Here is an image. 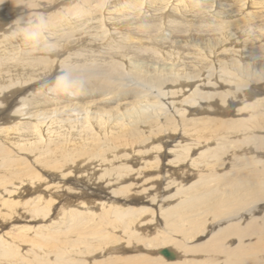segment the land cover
<instances>
[{"label":"bare ground","instance_id":"obj_1","mask_svg":"<svg viewBox=\"0 0 264 264\" xmlns=\"http://www.w3.org/2000/svg\"><path fill=\"white\" fill-rule=\"evenodd\" d=\"M62 1H64L65 4H61L60 2ZM78 1L79 2L73 5L74 8L72 7V13L69 14L68 12H70V10L67 9L69 8L71 9V6H68L71 0H0V3L1 2L5 3L6 13L11 11V13L16 12L15 14L22 11L21 9L27 12L26 11L27 9L30 10L32 9V7H36V6H39V9L42 12H46L48 10L47 8L50 5H54L55 3L57 4L60 3L57 9L55 7L54 9H51V12H47V14L43 16H41L39 13H36L35 14L36 25L30 24L26 28H22L20 23L21 21L9 20L8 23L13 24L12 26H10L12 27L13 30L9 35L6 36H5V34L7 33L6 27L2 26V24L4 23L2 21L6 20V18L9 19V17L7 14L0 11V17H1L0 29H3V31L0 30L1 34H3V36L0 37V117L5 115L6 113L8 114L10 110L9 111L7 110L10 109L11 106H14L16 104V98L19 96L20 93L26 91L27 94L28 93L31 94L33 89L40 87L39 85L33 87L32 84L35 83L36 85L41 82V81L40 82L36 81V79L34 80V77L37 78L39 76H43L47 74L49 69L47 70V67L45 68L42 64V61H44L47 58L46 57L47 55L46 56L43 55L42 57L38 56L36 58V54L39 55L42 52H47V51L49 53V51L59 48L60 42L62 40H68L67 41L68 43L71 41V44L72 43L74 44V42L77 43L76 42L77 40L80 41L78 50L75 49L76 51L72 52L71 54H68L69 59L66 60L65 63L63 64L67 66L71 64V65H75V67L76 66L79 67L80 65L82 67L83 64L87 63L86 67L84 68H86V70L88 69L87 71L89 72L87 74L88 77L86 78L87 79L86 83L84 82L80 83L79 82L80 80L76 82V80L71 75L66 74V76L68 77L67 88L57 87V84L56 86H54V84L52 83L54 86L53 88H50L51 87L50 86L47 88V90L43 92H38L37 97L35 99H30L29 101H27L25 95L24 98L21 99V103L23 105H25L26 103L27 105L25 106L24 110L19 111L18 113V117H20L19 121H15V123L11 126L10 132H8L9 129L5 130L6 128L0 127V138L11 139L13 140L14 143H17L18 141H20L21 139L23 140L26 137L27 139L31 138L32 140H39L44 135L43 134L44 127L41 125L46 123L45 135L49 136L50 132H53L55 134V132H58L59 129V132H63L64 135L69 139L71 135L74 134L75 131L80 129H84V132L91 134L90 130H91V125H93L92 123L97 122L99 128L103 127L102 125L105 126L108 123L110 116L112 115H114L115 118L119 120V123L117 120H115L116 122H114L115 123L114 125L108 124L109 126L107 128H110L109 130L110 132L118 131L117 133H114V135H112V138L110 139H112V141L114 142L115 141L123 142V140L125 141V139L128 140L131 137L134 138L132 136V132H134L133 129L132 130H128L127 128L125 129L123 127L124 124H121L120 120L121 119L125 120L123 117L132 118L135 121H138L139 123L143 122V124L146 123V125H149L146 120L147 118L144 116L146 119L145 118L142 119L140 113H142L141 109L144 101L147 100L148 102L150 101L149 99L153 100L151 97L156 99L154 95L148 96L147 94H144L145 92L143 94H141V92L140 93L137 92V94H135L134 99H129V97H134V95L130 93L125 98L121 99V101H119L121 97V94H119L120 96L115 98L117 102L116 109L114 108L116 110L115 111L116 113L112 111L113 106L111 107V110H109L107 109L108 108L107 106L109 105L106 106L104 104L103 106L102 105L100 106V104L99 106L96 105L97 101L101 102V100L98 99L101 96L103 97L101 98L104 99L107 94L109 95L110 93L118 92V90L116 91L115 88L113 87V83L115 82L113 79H117L120 76V74L123 73L122 71H120L122 70L121 69L122 66L120 62L124 59L125 60L138 59V60H142L144 63L149 62L148 64H146L145 69L142 68L145 72L142 73L139 71V74L137 76L142 81L149 82L150 84L158 88H162L163 93H161L159 97L168 96V98L172 99L171 101L172 103L177 102L179 105L187 104V106L185 107L186 109L187 107H190L195 103H197L198 100L204 99L206 101L205 106L202 105L203 107L201 106V108L198 110L203 111L205 108L209 110L208 105L212 103L210 100L217 98V100L221 102L226 97H229L228 92L221 93L218 90H214V88H216L215 86L217 82L216 83L212 82L211 87H213V91H210L208 89L203 90V88H201L198 85L195 88H193V91L191 93L185 95L186 91L189 90L190 87L189 84H194V82L197 81L195 79L198 78V74H192L188 70L202 66V64L207 65L206 63L203 62L206 59H211L212 56H216V60H217L216 62H213L212 60L211 62L212 69L214 68V63H217L219 69L223 72L220 76L224 77L225 75H228V73L231 72L230 70H232L233 67H235L236 62L240 61L239 60L240 58H243L246 61V65L250 64L252 65V68L256 69V70H252L254 72V76L255 73L259 76V78H255L256 82L258 81L260 82L264 77V0H78ZM93 2H95V4H92ZM256 16L259 17L256 19ZM253 17L255 18L256 21L253 19ZM109 25L113 28L112 30H115L117 32L112 31L109 32L110 34L107 33V35H105L106 32L103 31H107L105 26L107 27ZM102 28L103 30H101ZM148 29H151L152 33L155 31L162 33L166 32V34L168 35L167 36L160 35L158 38H155L153 40L149 39V41H144V40L136 41L135 38H137L141 32H147ZM79 30L83 34H89L91 32V34L92 33L94 34L93 36L96 35L95 34L96 32H102L103 34H100L101 36L99 37L101 39H105V43H103L102 45L103 47L101 46L103 49L105 48L104 51L103 52L98 51L99 48L92 49V51L89 50L88 54L86 55L84 47H82V45L87 43L89 46L88 48H90L92 47V45L93 46L94 44L96 45L97 44L96 42L101 39L96 40L95 38H92V36L89 37V35H85L84 38L83 36L74 37L76 35V32H78ZM201 41H205L203 45H201ZM167 42H173V43L167 45L168 44ZM7 44H10V46ZM66 46L67 45H65V47ZM199 46L200 47L206 46V50L208 54L206 55L205 52L201 50ZM235 47L236 50H234ZM17 48H19V50L17 52H14L13 49H17ZM201 48L204 49V47ZM214 51L216 52L214 53ZM197 52L202 53V55H198ZM152 64H154V66H152ZM163 64H170L171 66L170 67L168 66V68H165L164 66H162L161 68L158 67V65H163ZM55 68L56 65L55 67H52L51 70H49L50 75L44 78V79L48 78V80L46 79L48 82L51 81V79L52 80L54 79V75L56 74V69H57ZM61 68L63 67H60V69ZM246 71L247 70L243 72L246 73ZM100 72L102 75L98 77L97 74ZM136 73H138V71H136ZM164 73L169 75H174L178 80H180L181 82H179L180 83L179 85L181 88L179 90L167 89L168 92H166V89H163L165 88V81H166V77L163 75ZM58 78H59L58 76L55 77L53 81L58 80ZM248 86H250V84ZM30 87H31V89H29L30 91L27 90V88ZM184 87H186L187 89H184ZM175 88H179V87H175ZM77 89L82 93L85 92L86 95L91 99L87 101L84 100L82 101V99L79 100L78 97L79 92L76 91ZM249 89L250 87L248 88V90ZM48 90L49 92H47ZM248 90L246 91L247 93ZM250 90L249 92H251ZM69 92L71 93L70 97L67 94H65ZM246 92L243 93L242 99L241 98L238 99V95L235 93V95H233L235 99L230 100L231 101L230 104L234 102L238 104L239 102L242 101V103L241 104L239 103V106L236 109H234L235 110L234 113L231 110L224 111L225 104L228 101L221 102L220 107L224 109L220 110V114H225L226 116L223 117H227V121H225L224 122L225 124L222 126L221 125L217 126L215 123H212L210 119H205L204 116L199 118L198 120H194L192 125L182 124L180 127L179 126H171L170 128L168 127L170 129V133L172 130L175 131L176 128L178 130V127L181 130L179 131L180 133H178V135H171V139H172L171 141L173 142L176 141V142L173 145V147L169 148L168 152H170L169 153L170 159L168 160V163L166 164H164L163 162L161 163V167L163 166V168H165L164 169L165 174L163 175L164 179L167 178L166 176L168 172L171 175L174 174L172 176L176 177L175 179L171 178L170 180H167L166 186L168 187L173 184H175V187L178 186L177 189L175 188L179 196L178 202L177 203L174 202L175 204L173 206H169L168 208L165 209L159 208L160 211L159 216L163 218L164 223L172 231L179 232L180 234L182 233L181 235L185 234V232L179 228L178 223L180 221L187 222V219L185 218V214H184L186 211H192L193 213L192 216L198 214H203L207 216L210 214L209 216H212V221L216 218L219 221L221 220L220 223L222 222L227 223L225 224L224 227H221V229L217 232V234H215L213 237L211 235L208 241H205L203 244H201V247H198V250H200L201 255H203L204 253H210V254L213 253L217 256L216 258L221 259V262L218 264H264V212H263L264 187H262L261 184L254 179V184H253L254 187L251 192L252 193L251 203L254 204L253 205L254 208L252 210L256 214L255 213H254L255 215L251 214L250 217L247 216L249 218L248 220H245L246 217H244L241 214L242 211H244L243 209L246 205V202L244 201V199L238 197L236 193L238 189L244 188L247 185L246 183H244V181H242V179L245 176H247V172L242 170V168H245L247 171L255 175L264 177V160L263 159H261L262 161L253 160L254 156L259 158L256 152H262L260 156H264V145L261 143L258 144L257 147H255L251 143L250 144L245 143V141L247 142L251 141L248 139L249 137L255 138L253 135L254 133L264 131V105H262L260 101V99L264 100V97L254 98L252 102H248V101L245 102L244 98L246 97H244V95L247 94ZM63 93L64 95H62ZM173 94L174 95L176 94V96H174ZM75 98L76 99L78 98V100L81 102L78 103V101L77 102L73 101L75 100ZM61 101L65 103L68 102V104L63 103V106H60L61 105L60 104L59 107H57L58 104L61 103ZM106 101L115 102L114 99L112 100V97L111 99H108ZM154 101L158 103V99ZM154 101L153 104L155 103ZM76 104H82V105L88 104L86 106L87 108H84V110L86 109L85 112L86 115L85 116L82 115L83 117H86L87 113L90 111L87 118H84L82 121L79 122L74 121L75 119L69 120L70 117L58 118V116H62L64 115V113L66 114V111H68L72 105H76ZM89 104L96 105V107L90 106ZM178 104H174V105H178ZM215 104H213L212 108L211 107L210 108L212 109V113L217 114L219 109L218 107L216 108ZM34 108L37 109L31 110ZM73 109L74 108H72V111ZM179 110L180 108H178L177 112ZM60 111L61 113H59ZM152 113L154 114V112ZM55 114L57 117L54 116ZM68 114L69 113H67L66 115L68 116ZM229 114H231V117L228 116ZM25 115H27L29 118L32 117L33 115H37V117L42 115L41 119L43 120L41 121V119L38 118L39 120L35 122H32V120L23 121L22 119L25 118L24 117ZM220 117H218V119ZM150 118L151 117H149V119ZM34 119L36 118L34 117ZM175 120H180V119H175ZM120 126H122V129H119ZM152 127L150 128V130L152 129ZM158 130L159 129L157 128V131ZM198 130H204V131L206 130V132H204V134H201L197 132ZM211 130H212L211 133L207 135L205 134L207 132H210ZM220 132L227 134L225 136H222L223 138L229 137L230 139L229 147H228L229 149L227 150L228 152L230 151V153L228 154L229 161L225 159L224 163L221 164L223 165L224 168H227V171L220 172L211 169L214 170L211 171L212 178H209L208 176L203 174V178L208 177L207 178L208 180H206L208 185L202 184L200 186H197L198 180L195 179L188 186H186V188L184 187L180 188V185L182 184L183 181L187 182L189 179H192L193 177L196 176H199V179L202 177V174L199 173L201 169L198 167L199 162L201 163V157L203 155L202 153L209 154V156L216 157L217 159L219 158V160L221 159L220 155L224 154L222 152L223 151L222 146L224 143H221L219 145H214L215 147H212V151H210V148H208L212 138L214 139V142L217 144V139H218L217 137L220 134H222ZM171 134H173V132ZM11 135L13 136L11 137ZM133 135L136 136L137 133ZM58 136L60 135L58 134L56 137ZM139 138H141V136ZM232 138H237V139L233 140ZM238 138H241V140H239ZM130 142L129 144L132 143ZM238 142H242V146L240 145L238 146L237 145ZM77 144L78 143H76V145ZM135 144H137V142ZM74 145L75 144H73V146ZM81 145H83L81 147V149L83 150L86 145L85 141L79 143V147ZM150 146L149 148H151L152 150L157 149L161 151L163 149L161 145H156L151 147ZM59 147L62 148V151L60 150V152L63 154V157L65 156L64 158H62V161L58 162L53 159L50 160L47 159L48 164L50 163V161L52 162V164L49 165H51V167H53L55 170L62 169V167L65 165L67 161L74 160L83 153L82 151L81 153L80 152L81 149L79 150L78 148L76 149V153H77L76 154L74 153L75 151L73 150L70 151L68 147L66 148L63 145ZM204 147H206L205 149L207 150L202 149L201 150L202 152L199 153V156L195 158H191V155L194 152V150H198ZM73 149L75 150V147ZM238 153L242 155L240 158H238L239 155L238 156L234 155ZM251 153H254L255 155L251 156L252 155ZM245 154L248 155L251 154V155H249V157H246ZM233 156L235 159L234 160L230 159ZM158 157H159V153L158 154L156 153L146 162L143 163L140 162V163L141 165L143 164V167L153 166V169L155 168L156 170H158L160 165V163L158 164L159 162ZM139 160L141 159L139 158ZM188 161L189 163L185 165L184 169H182L181 167L178 168L177 165L184 164V162L187 163ZM45 162L47 163L46 160ZM79 162L81 161L80 160L74 161L71 163L70 165L71 167H65L64 170L65 174L61 175V178L69 175L70 173L73 174L72 172L74 171H78L76 167L77 165L79 166ZM209 162L210 161H208L207 159V162L203 164V168H202L203 170L204 168L209 166L207 165L209 164ZM229 162H231L230 165H228ZM257 162L260 163L255 164ZM227 165L230 166V168ZM124 167H126V169L129 170L127 165ZM214 168H218V167H214ZM109 170L110 168L108 167L105 168L104 171L107 172ZM49 172L51 171L49 170ZM158 172H161V170ZM3 173L4 171L2 172L0 171V190H2L5 187V185L8 183ZM77 176L76 179H78ZM22 178H23L22 176L13 177L12 181H10L11 182L10 187L13 189L9 191L12 192L14 190V193L16 192L17 195H20L22 199L24 193L28 195V197L25 199L31 198L32 201L28 203L29 210L27 211L31 212L32 215H34L35 219H41L42 221H45L43 218H45L48 215L47 211L51 209L50 205L52 204L51 202L54 196V195L53 196L50 195L51 192L49 193L48 191V187L50 184L38 185L37 182L42 183L44 180L47 179H45L44 177H39L34 172L28 181L27 180L22 181L21 180ZM109 181L110 180L106 182L107 185L110 184ZM156 181L158 180L156 179ZM28 182L31 183V185L28 187L30 189H35V187L38 186L39 187L38 190H40V187L43 186L44 191L41 192H44V194L40 193V191L37 190L24 191L23 186H26ZM78 183H83V181L78 180ZM210 183H212V185ZM32 184L34 185V188L32 187ZM133 184L135 185V183ZM122 185H125L126 187V184H122ZM131 187L132 186H130V188ZM144 189L149 190L148 187ZM5 191L7 190L5 189ZM98 191L103 192V194L106 195L104 191L102 190H98ZM227 192H228L227 195H221L222 193H227ZM120 193L122 192L120 191ZM3 194L4 192L1 191L0 215H5L4 210L5 208L8 207V202L5 199L6 197L5 198L3 197ZM170 198H172V196ZM22 199L14 200V201L12 200L11 205L9 206L13 209V212H15L16 214H18L16 207L20 206V203L18 201H22ZM144 209L145 207H140V208L126 207L124 209L125 214L120 212L119 215L121 217L123 215L128 214L131 215L129 216L131 218L134 214H136L137 212L141 213V211H143ZM78 212L81 213L83 211H76L75 209H73L70 212V214H75V213L78 214ZM260 212L263 213L258 214ZM151 214L153 215L152 212ZM142 219L143 218L141 219L134 218L133 220H131V222H134V225L132 226L136 227L138 224H144L146 220L142 221ZM188 221L193 223L194 230L196 229L200 230L201 227L196 221H194L192 218H190ZM213 225L214 223L212 224V226ZM201 230L203 231V229ZM256 236L258 238L255 239L254 242H251L252 240L250 238L254 239ZM232 237H236L237 242L236 244H234V246L232 245L229 246L230 244L228 245L227 241H229ZM7 238L6 237L4 238V234L0 236V253H5V250L8 248L11 249L10 247L13 245L12 241H14V238L11 239L9 238L8 240ZM246 238L249 239L246 240ZM183 240L184 239H182V241ZM168 243L171 244L173 250L177 252V254L169 252L168 256L171 258L178 257L180 259L182 255L186 256V254L191 251L180 241L178 244H173L166 239H162L160 242H158V244H152L151 247H154V249H158L160 245L168 244ZM108 251L109 250H107V252ZM126 260H128V258ZM201 263L199 262L198 264ZM61 264H66V262L65 263L61 262ZM148 264H151V262H148ZM176 264H188V263H184L179 260L176 261Z\"/></svg>","mask_w":264,"mask_h":264},{"label":"rangeland","instance_id":"obj_2","mask_svg":"<svg viewBox=\"0 0 264 264\" xmlns=\"http://www.w3.org/2000/svg\"><path fill=\"white\" fill-rule=\"evenodd\" d=\"M77 2L79 1L71 0V2L68 4V6H71V9L70 8L67 9V10H70V12H68L69 14L72 13V7ZM60 3L65 4L64 1ZM59 4L55 3L54 5H50L47 8L48 10L45 8L47 10L46 12H42L39 9V6H36V7H32V9L30 10L27 9L26 10L27 12L21 9L23 12L20 11L17 14H15L16 12L11 13V11L6 13L5 3L1 2L0 11L7 14L9 17V19L6 18V20L2 21L4 22L2 26H5L6 31H7L5 36L9 35L13 30L12 27H10L13 24H9L8 23L9 20L21 21L20 23H21L22 28H26L30 24L36 25V22H35L36 13H39L41 16H43L47 14V12H51V9H54L55 7L57 9V7H59ZM92 4H95V2H93ZM258 17L259 16H256V19ZM253 19L255 20L254 17ZM0 20H1V17H0ZM105 28L107 30V31H103V32H106L105 35H107V33L110 34L109 32L115 31V30H112L113 28L110 25L107 27L105 26ZM0 30L3 31V29H0ZM101 30H103V28ZM95 34H96L95 36H93L94 34L93 33L91 34V32L89 34H83L79 30L78 32H76V35L74 37L83 36L84 38L85 35H89V37L92 36V38H95L97 40V39H101L99 36H101L100 34H103V33L96 32ZM160 35L167 36L168 34H166V32L162 33V32H157V31L152 33L151 29H148L147 32H141L138 35V37L135 39L136 41H140V40L149 41V39L153 40L155 38H158ZM2 36L3 34H1L0 32V37ZM62 41L60 42L59 48L55 50H51L49 51V53L47 51V52H42L39 55L36 54V58L38 56L42 57L43 55L45 56L47 55L46 56L47 58L49 57L48 59L46 58L44 61H42L43 66L45 68L47 67V70L48 69L51 70V68L55 67L56 65L57 69L55 68L56 76L54 75V79L57 76L60 77L61 75L68 74V75H71L76 80V82L80 80L79 81L80 83H83V82L86 83L87 82L86 78L88 77L87 74L89 72L87 71L88 69L86 70V68L84 67H86L87 63L83 64L82 67L80 65L79 67L78 66L75 67V65L69 64V66H67L63 64L65 63L66 60L69 59L68 54H71L72 52L78 50L80 41L77 40L76 41L77 43L74 42V44L73 43L71 44V41L68 43L67 42L68 40H62ZM204 42L205 41H201V45H203ZM96 43H97L96 45L94 44V46L92 45V47L90 48H88L89 46L87 43L82 45V47H84L86 55L88 54V51L89 50L92 51V49L99 48L98 51H102V52L104 51L105 48L103 49L102 45L103 43H105V39L98 40ZM167 43H168L167 45H170L173 42H167ZM7 45L10 46V44H7ZM65 45L67 46L65 47ZM201 47H204V49H202ZM201 47L200 49L203 50L205 54L207 55L208 53L206 50V46H201ZM237 48H240V47H237ZM13 50L14 52H17L19 48L13 49ZM234 50H236V47ZM215 52L216 51H214V53ZM197 54L202 55V53L200 52H197ZM212 60L213 62H216L217 61L216 56H212L211 59H206L203 62V63H206L207 65L202 64V66L195 67L194 69L188 70L192 74H198V78L195 79L197 80L196 82H194L195 85L189 84L190 86L189 90L186 91L185 95H188L189 93H191L193 91V88H195L198 85L201 88H203V90L208 89L210 91H213V87H211L212 82L214 83L217 82L215 86L216 88H214V90H218L221 93L228 92L229 94V97H226L225 99L221 101V102L228 101L225 104V109L220 107L221 102H219L217 98L210 100L212 103L208 105L209 110L205 108L202 111L198 109H200L202 105L205 106L206 101L204 99L198 100L197 103H195L194 105L190 107H187L186 109L185 107L187 106V104L179 105L177 102L172 103L171 102L172 99L168 98V96H165L166 98L162 96L159 97V95L163 93L162 88H158L150 84L149 82L142 81L137 76L139 74V71L142 73L145 72L143 69H145L146 64H148L149 62L144 63L142 60H138V59L137 60L136 59H129V60L124 59L120 62L122 66L121 68L122 70L120 71L123 72L121 73L122 75L120 74V76L117 79H113L115 81V82L113 81L114 82L113 87L115 88L116 91L118 90V92H113V93H110L109 95L107 94L104 99H102L103 97L101 96L102 98L101 97L98 98L101 100V102L97 101L96 105L97 106H99V104L100 106L101 105L103 106V104L105 106L109 105L107 106L108 107L107 109L109 110H111V107L113 106L112 111L116 113L115 109H116L117 102L115 98L120 96L119 94H121L119 101H121V99L125 98L130 93H132L134 97H129V99H134L135 94H137V92L139 93L141 92V94L145 92L144 94H147L148 96L154 95L156 99H158V103L154 101L156 99L151 97L153 100L149 99L150 100L148 101L149 103L147 102V100L144 101V103L142 104V109H141L142 113H140L142 116V119L145 117L147 118L145 119L147 120V123L149 125H146V123L143 124V122L139 123L138 121H135L132 118L123 117L125 120L123 119L120 120L121 124H124L123 127L125 129L126 128L128 130L133 129L134 132H132V136L134 138L131 137L128 140L125 139V141L123 140V142H119V141L114 142L112 141V139H110L112 138V135H114V133L118 132V131L110 132L109 131L110 128H107L109 125L115 124L114 122H116L115 120L117 119L115 118L114 115L110 116V119L113 118L111 119V121L108 118L109 121L106 124L107 126L102 125L103 127L99 128L98 123L94 122L92 123L93 125H91V130H90L91 134L84 132V129H80V130L75 131L74 134L71 135L69 139L64 135L63 132H59V129H58V132H55V134L53 132H50L49 136L45 135V128H46L45 124L46 123L41 125L44 127V130H43L44 135L39 140H32L31 138L27 139L26 137L25 139L23 140L21 139L17 143H14L13 140L11 139L0 138V171L1 172L4 171L3 173L4 177H6V180L8 182L5 185V187L2 190H0V193L1 191L4 192L3 197L4 198L6 197L5 199L8 202V207L5 208L4 210L5 215H0V236L4 234V238L8 237L7 240L9 238L10 239L14 238V241H12L13 245L10 247L11 249L8 248L5 250V253H0V264H61V262H64V263L66 262V264H148V262H151V264H176V261H179V260L184 263H188V264H198L199 262L201 263V261L202 263L204 262L203 264L220 263L221 259L216 258L217 256L213 253L212 254L204 253L203 255H201V252L200 250H198V247H201V244H203L205 241H208L211 235L213 237L215 234H217V232L221 229V227H224L225 224L227 223L225 222L220 223L221 220L219 221L216 218H215L216 220L213 218L214 220L212 221V216H209L210 214L207 216L203 214L192 216L193 214L192 211H186L184 214H185V218L187 219V222L180 221L178 223L179 228L185 232L184 235H181L182 233L180 234L179 232L172 231L164 223L163 218L159 216L160 215L159 208L165 209V208H168L169 206H173L175 203L178 202V197H179L176 191L178 186L175 187V184L170 185L168 187L166 186L167 180H170L171 178L175 179L176 177L172 176L174 174L171 175L168 172L166 176L167 178H165L166 179L165 180L163 178V175L165 174L164 172L165 168H163V166L161 167L162 162L164 164L168 163V160L170 159V155H169L170 152H168L169 148L173 147V145L176 142V141L174 142L171 141L172 140L171 135H178V133H180L179 131L181 130L179 127L182 124L192 125L194 120H198L199 118L204 117V116H205V119H210L212 123H215L217 126L224 125L225 124L224 122L227 121V117H223L226 115L220 114V110L222 109H224V111L231 110L234 113L235 112L234 109H236L239 106V103L241 104L242 101L239 102L238 104L235 102L230 104L231 103L230 100L235 99L233 97L235 93L238 95V99L239 98L242 99L243 93L246 92L249 87L251 89V90L249 89L251 92H249L248 90V93L246 92L247 94H245L246 96L244 95V97H246L244 98L245 102L247 101L252 102L254 98L264 97V77L260 82L259 81L256 82L255 78H259V76L256 73L254 76V72L252 71L256 69L252 68V65L250 64L246 65L245 59L240 58L239 59L240 61L236 62L235 67H233V69L231 68L232 69L230 70L231 72L228 73V75H225L224 77L220 76L223 72L219 69V66L217 63H214V68L212 69V63H211ZM141 64H143L144 67ZM152 66H154V64H152ZM162 66H164L165 68H168V66L170 67L171 65L170 64L158 65V67L160 68ZM60 67H63V68L60 69ZM78 68L80 69V71ZM49 70L47 74L43 76H39L37 78L34 77V80L36 79V81L38 82L41 81V82L36 85L35 83L32 85L33 87H36L37 85H39L40 86L39 88L33 89L31 94L29 93L27 94L26 91L19 94V96L16 98V104L14 106H11V108L7 110V111L10 110L8 114L6 113L2 117H0V127L1 128H6L5 130L9 129L8 132H10L11 126L15 123V121H19L20 117H18V113L20 110H24L25 106L27 105L26 103L25 105L21 103V99H23L25 95H26V100L29 101L30 99H35L37 97L38 92H43L47 90V88L50 86H51L50 88H53L54 86H56L57 80L53 81L54 79L53 80L51 79V81L48 82L47 81L48 78H46L47 80L44 79L46 76L50 75ZM245 70H247L246 73L243 72ZM136 71H138V73H136ZM101 75H102L101 72L97 74L98 77H100ZM163 75L166 77L165 88H163V89H166V92H168L167 89L179 90L181 88L179 85L180 84L179 82L181 81L178 80L174 75H169L166 73H164ZM52 83L54 84V86ZM249 84L250 86H248ZM175 87H179V88H175ZM226 88L228 91L226 90ZM29 89H31V87L27 88V90ZM184 89H187V88L184 87ZM49 90L47 92H49ZM76 91H78V89ZM78 92H79L78 94L79 100L82 99V101L83 100L87 101L91 99L86 95L85 92L83 93L81 91H78ZM65 94H67L69 97L71 95L70 92L65 93ZM55 95H58V94H55ZM62 95H64V93ZM174 96H176V94ZM111 97H112V100L114 99L115 102L106 101L108 99H111ZM79 100L78 98L77 99L75 98V100L73 101H76V102L78 101V103H80L81 101ZM153 101L155 102L154 104H153ZM159 101H160V104H159ZM260 101H261V104L264 105V100L260 99ZM213 102H215L216 104ZM63 103L68 104V102L65 103L61 101V103H59L57 107H59L60 104H61L60 106H63ZM174 104H178L179 106L174 105ZM213 104H215L216 108L218 107L219 109L217 114L212 113L211 108ZM87 105H82V104L72 105L69 108L70 112L69 110L66 111V114L69 113L70 116L69 114L67 116L64 113V115L58 116V118L60 117L69 118L70 117L69 120L75 119L74 121H78V122L82 121L84 118H87L88 114L90 113L89 111L87 113V116L83 117L86 115L85 113L86 109L84 110V108H87L86 107ZM96 105H90V106L96 107ZM72 108H74L73 109L74 112L72 111ZM178 108H180V110L177 112ZM35 109L37 108L31 109V110H35ZM152 112H154L155 116ZM59 113H61V111ZM156 114L158 117L156 116ZM209 115H212V116H209ZM54 116L57 117L56 114ZM228 116L231 117V114H229ZM24 117L25 118L22 119L23 121L32 120V122H35L39 120L38 118L41 119L42 115L39 117H37V115H33L30 118L27 115H25ZM34 117L36 119H34ZM149 117H151L152 119L151 118L149 119ZM218 117L220 118L218 119ZM158 119L160 122L158 121ZM175 119H180V120H175ZM42 120L43 119H41V121ZM117 121L119 123V120ZM149 122H151L152 124ZM160 123H162L163 125ZM171 126H179L178 130L176 128L175 131L173 130L171 131V133L173 132V134L170 133L169 128ZM120 127L119 129H122V126ZM151 127L152 129L150 130ZM157 128L159 129L158 131H157ZM197 132L204 134L206 130L205 131L198 130ZM211 132L212 130L205 134L207 135ZM136 133H137L136 136L133 135ZM58 134L60 136L56 137ZM225 135L227 134L222 133L217 137L218 138L217 144L214 142V139L212 138L208 146V148H210V151H212V147H215L214 145H219L221 143H224L222 146V149H223L222 152L224 154L220 155L221 159L219 160V158L217 159L216 157L209 156V154L202 153L203 155L201 157V163L199 162V166H198L201 169L199 173L202 174V177H201L202 180L201 178L199 179V176L193 177L192 179H189L188 181L186 180L187 182L183 181L182 184L180 185V188H183V187L186 188V186H188L195 179L198 180L197 186H200L202 184L208 185L206 180H208L207 179L208 177L212 178L211 171H214V170L220 171V172L227 171V168H224L223 165H221L222 163H224L225 159L229 161L228 154L230 153V151L228 152L227 150L229 149L228 147H229L230 139L229 137L227 138L222 137ZM253 135L255 138L249 137L248 139L251 141H248V142L245 141L246 144L251 143L255 147H257V145L261 143L264 145V131L254 133ZM12 136L13 135H11V137ZM140 136L141 138H139ZM130 139L132 143L130 142ZM134 139H135V142H134ZM232 139L235 140L237 138H232ZM238 139L241 140V138H238ZM84 141L87 146L85 145L84 149L82 150L81 147L83 145L79 147V143L84 142ZM129 142L131 144H129ZM136 142L137 144H135ZM76 143L78 144L76 145ZM73 144L75 145L73 146ZM150 144L151 146L161 145L163 149L161 148L162 149L161 151L157 149H153L154 150L153 152V150L149 148ZM61 145H63L66 148L68 147L70 151L72 150L75 151L74 153H76L77 148L79 150L81 149L80 152L82 151L83 153L81 152L82 154L78 158L71 160V161H67L65 165L62 167V169L55 170L53 167H51V165H49V164H52L51 161L48 164V160L53 159L58 162L62 161V158H64L65 156L63 157V154L60 152V150L62 151V148L59 147ZM237 145L242 146V142H238ZM74 147H75V150L73 149ZM205 148L206 147L198 149V150H194V152L191 155V158H195L199 156V153L202 152L201 150ZM132 150H135V151H132ZM156 153L157 154L159 153L158 164L160 163V165H159L158 170H156L155 168L153 169V166L143 167V164L141 165L140 162L142 163L146 162L148 159L153 157L154 154ZM256 153L259 158L254 156L255 155L254 153H251L252 155L251 154L249 155L254 156L253 160H258V161L261 159L264 160V156H260L262 152H256ZM234 155H237V156L239 155L238 158L242 156L240 155V153L234 154ZM245 155L246 157H249L248 154H245ZM139 158L141 160H139ZM207 159L208 161H210L209 164H207L209 166H207L203 170L202 169L203 164L207 162ZM230 159L234 160L235 158L233 156ZM45 160L47 161V163L45 162ZM78 160L81 161L79 162V166L77 165L76 167L78 171H74L72 172L73 174L70 173L69 175L61 178V175L65 174L64 173L65 167H71L70 166L71 163L74 161H78ZM188 163L189 161L187 163L184 162V164H180L177 166L178 168L181 167L182 169H184L185 165H187ZM259 163L257 162L255 164H259ZM230 164L231 162H229L228 165ZM126 165L129 168V170L126 169V167H124ZM39 166L42 168H40ZM212 166L218 167V168H214ZM108 167L110 168V170L105 172L104 171L105 168H108ZM228 167L230 168V166ZM211 169H214V170H211ZM49 170L51 172H49ZM160 170L161 172H158ZM166 170H167V167H166ZM242 170L247 172V176H245L242 179V181H244V183H246L247 185L244 188L238 189L236 193L238 197L244 199V201L246 202V205L243 209L244 211H242L241 214L244 217H246L245 220H248L249 218L247 216L250 217L251 214L252 215L256 214L252 210L254 208L253 207L254 204L251 203V199H252L251 192L254 187L253 185L254 179L257 182H259L262 187H264V177L255 175L247 171L245 168H242ZM33 172L39 177H44L45 179L48 180V182L47 180H44L42 183L37 182V184L38 185H42V184L49 185L50 184L48 187V191L49 193L51 192L50 195L52 196L54 195L52 198V202H51L52 204L50 205L51 209L47 211L48 215L45 218L42 217L45 221H42L41 219H35L34 215H32L31 212L27 211L29 210L28 203L32 201L31 198L25 199L28 197V195L24 193L22 196L24 199L23 200L20 195H17L16 192L14 193V190L12 191L13 193L9 191L13 189L10 187L11 186L10 181H12L13 177L22 176L23 177L21 179L22 181H26V180L28 181L31 178V175L33 174ZM203 174L208 177L203 178ZM156 175H159V176H156ZM76 176L78 179H76ZM121 178H122V181H121ZM156 179L158 181H156ZM78 180L83 181V183H78ZM108 180H110L109 185L106 184ZM131 181H132V184H131ZM111 183L114 185H112ZM133 183H135V185ZM212 183L210 184L212 185ZM122 184H126V187L125 185H122ZM149 184L152 186H150ZM30 185L31 183L28 182L26 186H23V190L24 191L37 190V191H40V193L44 194V192H41V191H44L43 186H41L40 190H38L39 188L38 186L35 187V189L28 188ZM145 185L146 187L149 188V190L144 189L146 188ZM130 186L132 187L130 188ZM32 187L34 188L33 184H32ZM5 189L7 191H5ZM98 190L104 191L106 195L103 194V192H99ZM119 190L122 193H120ZM174 193L176 194V196ZM227 194L228 192L222 193L221 195H227ZM171 196L172 198H170ZM19 199H22V201H18L20 203V206L16 207L18 211V214H16L15 212H13V209L9 206L11 205L12 200L14 201V200H19ZM126 207H133V208L145 207L144 210L146 212L144 210L141 211V213L137 212L131 218L129 217L131 215H128V214L120 217L119 213L120 212L124 213L125 212L124 209ZM73 209H75L76 211H83V212L81 213L78 212V214L76 213L70 214V212ZM151 212L153 213L154 216L151 214ZM262 213L260 212L258 214H262ZM134 218H137V219L143 218L142 221H145V220L146 221L144 222V224H138L136 227H133L132 225H134V222H131V220H133ZM190 218H192L194 221H196L199 224V226L201 227L200 230L193 229V223L188 221ZM213 223L214 225L212 226ZM201 229H203L204 232ZM257 238H258L257 236L254 239L250 238L252 240L251 242H254L255 239ZM162 239L169 240L173 244H178L180 241L191 251L187 253L186 256L182 255L180 259L178 257L171 258L169 256H163L160 253L161 249H167L170 253L172 252L174 254H177V252L173 250L172 245L169 243L160 245L158 249H154V247H151L152 244H158V242H160ZM182 239L184 240L182 241ZM247 239L249 238H246V240ZM236 242H237L236 237H232L229 241H227L228 245L230 244L229 246L231 245L234 246ZM192 249H194L195 251ZM107 250H109L110 252L109 251L107 252ZM157 253L160 254L162 257L158 255ZM127 258L129 261L126 260Z\"/></svg>","mask_w":264,"mask_h":264},{"label":"clouds","instance_id":"obj_3","mask_svg":"<svg viewBox=\"0 0 264 264\" xmlns=\"http://www.w3.org/2000/svg\"><path fill=\"white\" fill-rule=\"evenodd\" d=\"M68 86V77L66 75H61L57 80V87L67 88Z\"/></svg>","mask_w":264,"mask_h":264},{"label":"water","instance_id":"obj_4","mask_svg":"<svg viewBox=\"0 0 264 264\" xmlns=\"http://www.w3.org/2000/svg\"><path fill=\"white\" fill-rule=\"evenodd\" d=\"M160 253L163 255V256H168L169 255V251L167 249H161L160 250Z\"/></svg>","mask_w":264,"mask_h":264}]
</instances>
